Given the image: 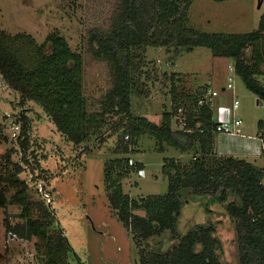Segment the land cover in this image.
<instances>
[{"label":"trees","instance_id":"obj_1","mask_svg":"<svg viewBox=\"0 0 264 264\" xmlns=\"http://www.w3.org/2000/svg\"><path fill=\"white\" fill-rule=\"evenodd\" d=\"M191 3L192 0H121L109 31L89 32L87 46L92 58L106 60L113 79L99 112L89 110L84 95L83 52L72 51L57 31L49 33L37 48L36 64L30 68L5 45L8 36L0 31V81L14 94L19 105L29 103L41 109L55 130L74 146L99 136L110 119L117 117L122 144L115 148L123 156L144 135L153 137L160 151L169 146L181 153L192 152L187 163L165 159L162 170L168 190L164 195L138 201L125 195L119 182L131 172L143 170L142 166L129 157L111 159L104 166L110 207L131 231L139 264H230L222 258L225 241L212 223L188 220L183 229L180 227L184 206L192 200L204 199L206 203L202 206L206 213H223L226 222L233 224L238 264H264V185L261 183L264 168L257 170L244 159L217 156L214 112L209 105L198 103L210 88L201 86L192 98L177 97L173 80L176 75L164 68L174 65L181 52L207 48L213 56L233 61L231 70L260 105L264 101V84L257 78L262 75L264 64V14L258 28L250 33L208 34L188 27ZM162 49L166 58L159 71L149 51ZM157 82L171 83L172 99L170 110L163 111L159 123H154L134 111L140 110ZM179 114L180 128L174 130L172 122ZM17 121L21 124L20 135H25L26 114L21 113ZM258 130L264 155V120L258 122ZM27 142V136L22 139L20 136L19 146L24 152ZM22 160L26 166L15 164L9 179L0 177V209L8 203L2 184L8 182L15 188L9 203L21 208L19 217L23 220L14 226L6 224V231L22 240L37 238L34 249L40 263L82 264L54 222L52 202L37 203L40 197L47 200L21 178L29 164L25 158ZM29 170L34 173L33 167ZM35 213L37 217H33ZM165 231L175 244L163 253L149 252L148 240Z\"/></svg>","mask_w":264,"mask_h":264},{"label":"rangeland","instance_id":"obj_2","mask_svg":"<svg viewBox=\"0 0 264 264\" xmlns=\"http://www.w3.org/2000/svg\"><path fill=\"white\" fill-rule=\"evenodd\" d=\"M120 1L0 0V31L8 36L5 45L27 68L36 64L37 48L43 44L46 36L54 31L59 32L72 51L83 52L84 95L89 110L99 112L113 79L108 62L92 58L87 39L91 31L101 34L109 31L118 14ZM263 14L264 0H192L188 11V27L208 34H245L258 28ZM246 54H249V49ZM149 57L155 59L161 71L160 67L166 58L164 50H150ZM233 64L229 58L215 57L209 49L196 47L192 51L181 52L175 58L174 65H164V68L176 75L173 80L177 97L192 98L196 90L205 85L220 92L217 103L223 102V106L236 95L240 104L236 116L243 121L242 133L254 136L258 121L264 120V101L257 104V98L246 90L241 80L230 70ZM262 70V75L257 79L264 84V64ZM228 77L232 78L234 88L232 92L222 93V86L227 85ZM170 88V82H157L151 88L150 97L142 102L140 110L134 111V114L141 112L150 121L159 123L163 111L171 108ZM0 96L14 100V94L9 92H0ZM3 110L26 114L28 125L25 135L19 133V137H14V127L1 117ZM181 118L179 114L173 119L172 129L180 128L178 120ZM117 122V117H112L99 136H92L85 143L74 146L55 130L49 118L37 106L27 103L16 107L8 101L4 103L0 98V177L9 179L15 171V164L26 166L22 159L28 160L29 166H23L26 169L20 175L21 178L25 182L29 181L34 192L37 186H44L52 200L49 204L54 222L82 264H139L138 248L131 231L120 221L108 201L104 166L109 160L129 157L142 166L144 176L131 172L119 182L123 193L138 201L167 192L168 180L162 170L165 159H179L187 163L192 156V152L181 153L169 146L160 151L155 139L147 135L137 138L136 145L129 147L131 150L123 156L115 148L119 146L118 143L122 144L121 129L116 125ZM20 136L21 139L27 136L25 152L19 146ZM247 160L257 170L264 168L263 156ZM29 167L34 168V173ZM261 183L264 185V175ZM2 184L5 185L8 203L0 209V264H40L34 249L37 238L21 240L11 237L6 231V224L14 226L23 220L19 217L21 208L9 203L15 188L9 186L8 182ZM203 201L192 200L184 206L180 227L188 220L205 225L212 223L225 241L222 258L230 264H238L233 224L226 222L223 213H206V208L202 206L206 201ZM36 202L47 203L41 197ZM36 213L33 217H37ZM134 213L140 215L139 211ZM174 244L165 231L160 236L151 237L146 248L149 252L163 253Z\"/></svg>","mask_w":264,"mask_h":264},{"label":"crops","instance_id":"obj_3","mask_svg":"<svg viewBox=\"0 0 264 264\" xmlns=\"http://www.w3.org/2000/svg\"><path fill=\"white\" fill-rule=\"evenodd\" d=\"M225 87L222 86V89ZM218 97L213 98L211 107L214 112L215 121H217L219 116V107H223L224 104L223 102L217 103ZM227 103L229 105V102ZM227 103L225 105H227ZM214 149L218 156H232L246 161L251 157L254 159L262 156L264 157L262 143L259 138V130L256 131L254 136L252 134L244 135L243 133L241 135L217 134L214 139Z\"/></svg>","mask_w":264,"mask_h":264},{"label":"built area","instance_id":"obj_4","mask_svg":"<svg viewBox=\"0 0 264 264\" xmlns=\"http://www.w3.org/2000/svg\"><path fill=\"white\" fill-rule=\"evenodd\" d=\"M231 70V68H230ZM232 85V78L228 77V83L225 88H223L221 91L228 92L233 90ZM233 94V93H232ZM220 95L219 91L208 89L206 94L201 96L198 103L200 106L202 105H209L212 107V100L215 97H218ZM258 104V103H257ZM240 104L237 96H233L231 102L228 106L219 107V116L216 122V128L215 132L218 134H224V135H241L242 134V125L243 121L241 118L236 116V112L239 110ZM260 142L262 143V140L260 139ZM130 165H133V162H129ZM139 176H144V171L139 170L137 172ZM43 197L47 200V202H50V198L47 194L43 193ZM11 237L16 238L17 236L15 234H12L9 232ZM22 240V239H21ZM43 264V263H40Z\"/></svg>","mask_w":264,"mask_h":264},{"label":"flooded vegetation","instance_id":"obj_5","mask_svg":"<svg viewBox=\"0 0 264 264\" xmlns=\"http://www.w3.org/2000/svg\"><path fill=\"white\" fill-rule=\"evenodd\" d=\"M0 92H9V93H11L12 94V92L4 85V82H3V84L1 83V81H0ZM0 98H1V100L4 102V103H7V101L10 103V104H12L13 103V105L15 106L16 105V107H18L19 106V103H17L16 101H15V96H14V100L13 101H11L10 99H7L8 97H1L0 96ZM17 112H15L14 110H10L9 112L8 111H6V110H3L2 111V113H1V117H3V120H4V122L5 121H7L8 120V123H9V125L10 124H12V126L14 127V130H15V134H14V137L16 136V135H18V137H19V133H21V126H20V123L17 121V117L20 115V113H18V114H16ZM15 140V139H14ZM16 141V140H15ZM31 180L33 179V177L32 178H30ZM30 180V181H31ZM29 181H26V183H27V185L29 186V183H28ZM33 182V181H32ZM34 183H36V182H34ZM37 184V183H36ZM30 187V186H29ZM36 190H38L39 191V193H41V194H43V193H45V194H47L48 195V197L50 198V196H49V194L48 193H46L45 192V188H44V186L43 185H39V186H37V189ZM50 202H51V198H50ZM49 202V203H50ZM48 203V202H47Z\"/></svg>","mask_w":264,"mask_h":264}]
</instances>
